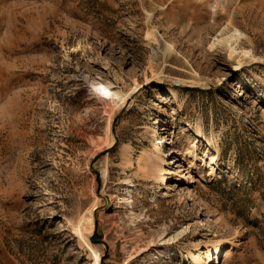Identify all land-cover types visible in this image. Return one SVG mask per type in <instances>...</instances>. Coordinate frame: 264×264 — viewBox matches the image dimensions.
<instances>
[{
    "label": "rangeland",
    "instance_id": "rangeland-1",
    "mask_svg": "<svg viewBox=\"0 0 264 264\" xmlns=\"http://www.w3.org/2000/svg\"><path fill=\"white\" fill-rule=\"evenodd\" d=\"M86 239L264 264V0H0V264H93Z\"/></svg>",
    "mask_w": 264,
    "mask_h": 264
},
{
    "label": "bare ground",
    "instance_id": "bare-ground-1",
    "mask_svg": "<svg viewBox=\"0 0 264 264\" xmlns=\"http://www.w3.org/2000/svg\"><path fill=\"white\" fill-rule=\"evenodd\" d=\"M147 37L150 36V33L147 32L146 34ZM104 86V88L107 89L106 85L105 84H95V85H92L91 86V89L93 91V93H99L100 95H103L101 91H99V88L100 86ZM112 95L110 96V98L107 100V102L110 104V105H115L118 104L119 102H121V97L119 95H116L115 93H111ZM235 96L238 95L237 91H235L234 93ZM108 98V97H107ZM108 127V126H107ZM109 130V129H108ZM109 135V134H108ZM167 138V137H166ZM157 155L158 157L160 158L159 162L155 165L154 167V172L152 173V177L153 178H157V175H160V174H163L165 171H167V168L165 167L166 164H170L171 162H169V160L167 158H162L161 156H164L165 154H167L166 152V149L163 148V146L159 147L158 148V151H157ZM176 160V159H175ZM211 160V166L212 164L213 165H216L217 164V161L214 159V157H211L210 158ZM175 162V161H174ZM105 170V169H104ZM103 170V171H104ZM176 171L180 172V168H177L175 169ZM173 172V171H172ZM172 172L170 171L168 174L162 176L161 178H164L166 177V179H164V181H162L164 184L162 185V189H166L168 188V185H167V181L172 178ZM174 174H177L176 172H174ZM103 175H105V172H103ZM162 194H166V192H162ZM183 232V230H180L179 233ZM86 242L90 248V251L91 253L93 254V259H94V263L93 264H100V261H99V252L97 249L94 248L93 245H91L88 240L86 239ZM194 257L193 253L190 252V253H187V256H186V259H189V258H192ZM211 257L209 258V263L211 262L210 261ZM199 263V260L196 262V264Z\"/></svg>",
    "mask_w": 264,
    "mask_h": 264
},
{
    "label": "snow or ice",
    "instance_id": "snow-or-ice-1",
    "mask_svg": "<svg viewBox=\"0 0 264 264\" xmlns=\"http://www.w3.org/2000/svg\"><path fill=\"white\" fill-rule=\"evenodd\" d=\"M99 91H101L105 97H110L112 95L111 92L104 88V86L102 85L100 86Z\"/></svg>",
    "mask_w": 264,
    "mask_h": 264
}]
</instances>
